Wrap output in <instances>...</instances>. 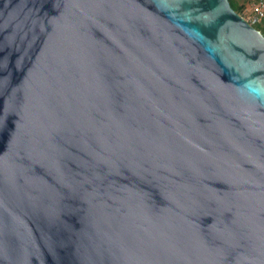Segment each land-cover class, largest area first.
<instances>
[{"label":"water","instance_id":"1","mask_svg":"<svg viewBox=\"0 0 264 264\" xmlns=\"http://www.w3.org/2000/svg\"><path fill=\"white\" fill-rule=\"evenodd\" d=\"M0 264H264V35L228 0H0Z\"/></svg>","mask_w":264,"mask_h":264},{"label":"built area","instance_id":"2","mask_svg":"<svg viewBox=\"0 0 264 264\" xmlns=\"http://www.w3.org/2000/svg\"><path fill=\"white\" fill-rule=\"evenodd\" d=\"M243 19L251 26L264 20V2L254 0L248 3L245 14H240Z\"/></svg>","mask_w":264,"mask_h":264},{"label":"trees","instance_id":"3","mask_svg":"<svg viewBox=\"0 0 264 264\" xmlns=\"http://www.w3.org/2000/svg\"><path fill=\"white\" fill-rule=\"evenodd\" d=\"M229 5L231 6V8L237 12L238 14L241 13L242 11V4L238 3V0H228ZM252 27H254L256 30H258L262 35H264V20H262L261 22L252 25Z\"/></svg>","mask_w":264,"mask_h":264},{"label":"rangeland","instance_id":"4","mask_svg":"<svg viewBox=\"0 0 264 264\" xmlns=\"http://www.w3.org/2000/svg\"><path fill=\"white\" fill-rule=\"evenodd\" d=\"M241 1H243L244 5H243V9H242L240 14H245L246 13V8L248 7V3H250V2H252L254 0H241Z\"/></svg>","mask_w":264,"mask_h":264},{"label":"crops","instance_id":"5","mask_svg":"<svg viewBox=\"0 0 264 264\" xmlns=\"http://www.w3.org/2000/svg\"><path fill=\"white\" fill-rule=\"evenodd\" d=\"M262 1L264 2V0H262ZM239 2L242 4V9H243V5H244V4H243V1L238 0V3H239ZM240 3H239V4H240Z\"/></svg>","mask_w":264,"mask_h":264}]
</instances>
